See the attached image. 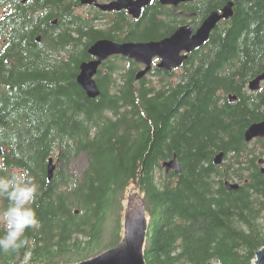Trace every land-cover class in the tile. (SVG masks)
<instances>
[{"label":"trees","instance_id":"1","mask_svg":"<svg viewBox=\"0 0 264 264\" xmlns=\"http://www.w3.org/2000/svg\"><path fill=\"white\" fill-rule=\"evenodd\" d=\"M228 2L232 18L181 69L153 64L137 80L142 66L113 57L98 69V98L76 83L96 41H160ZM81 7L80 0H0V163L8 173L29 171L40 221L26 229L23 247L0 251V264L27 255L31 263L72 256L80 263L117 246L130 190L145 202L146 264H252L264 247V139L246 143L244 134L264 122V87L247 86L264 74V0L178 8L153 0L138 20L125 12L81 15ZM173 156L180 173L165 175L162 163ZM226 182L239 188L229 191ZM8 203L0 198V210Z\"/></svg>","mask_w":264,"mask_h":264},{"label":"water","instance_id":"2","mask_svg":"<svg viewBox=\"0 0 264 264\" xmlns=\"http://www.w3.org/2000/svg\"><path fill=\"white\" fill-rule=\"evenodd\" d=\"M99 0H80V4L91 5ZM109 5L99 6L102 11H128L133 19L140 18L142 9L149 6L152 0H112ZM197 0H159L162 6L178 8L180 5L193 3ZM233 16V4L228 2L220 11L215 10L208 14L197 29L191 25H183L174 33L160 41L154 42H127L116 43L110 40H98L88 48V55L92 60L79 66V74L76 83L83 90L88 99L99 97L100 91L95 81L99 67L110 57H121L142 65L144 68L137 74L136 79L141 80L152 69L155 59L159 61L156 68L171 72L182 67L188 56L198 48H201L210 38L212 31L221 21H226ZM264 82V74L256 77L248 83L249 92H257ZM1 84V81H0ZM234 101L235 97H229ZM246 143L256 139H264V122L252 124L245 132ZM224 154L220 153L214 158V164L220 166L223 163ZM261 166V174L264 176V158L258 161ZM165 174L180 173L177 156L162 163ZM55 166L50 159L47 165L48 180L52 178ZM227 190H237L238 184L225 183ZM148 220L145 211V202L140 193L135 192L128 198L124 213V234L120 243L101 255L78 264H146L144 258V244L147 235ZM252 264H264V247L255 254Z\"/></svg>","mask_w":264,"mask_h":264},{"label":"clouds","instance_id":"3","mask_svg":"<svg viewBox=\"0 0 264 264\" xmlns=\"http://www.w3.org/2000/svg\"><path fill=\"white\" fill-rule=\"evenodd\" d=\"M0 198L8 200V206L0 210V223L4 233L0 235V251L8 252L23 247L27 238L26 229L38 228L40 221L32 207L38 193V186L27 169L8 173L0 163Z\"/></svg>","mask_w":264,"mask_h":264},{"label":"rangeland","instance_id":"4","mask_svg":"<svg viewBox=\"0 0 264 264\" xmlns=\"http://www.w3.org/2000/svg\"><path fill=\"white\" fill-rule=\"evenodd\" d=\"M77 12L79 13V14H81V15H84V14H86L87 13V10H85V8H83V9H80V10H77ZM262 87H264V82L262 83V85H261ZM83 165H84V161H82V160H80V161H78L77 162V164L74 166V168H73V170H75L76 172H78L79 171V169L80 168H82L83 167ZM163 173L165 174V171L163 170ZM166 175V174H165ZM137 192V191H136ZM133 193H135L133 190H130V191H128V198H131L132 197V194ZM128 198H127V201H128ZM127 201H126V203H125V205L127 204ZM116 247V246H115ZM114 248V247H113ZM110 249H112V248H110ZM109 250V249H108ZM107 251V250H106ZM105 251H103V252H98L97 254H93V255H91L90 256V258L89 259H92V258H94V257H96V256H98V255H101L102 253H104ZM29 255H27L25 258H17L14 262H12V263H10V264H41V263H31L30 261H29V257H28ZM72 259H71V261L70 262H65V261H60L59 260V264H78L79 263V261L77 260V257L76 256H72L71 257ZM45 264V263H44Z\"/></svg>","mask_w":264,"mask_h":264},{"label":"flooded vegetation","instance_id":"5","mask_svg":"<svg viewBox=\"0 0 264 264\" xmlns=\"http://www.w3.org/2000/svg\"><path fill=\"white\" fill-rule=\"evenodd\" d=\"M18 1H20V2H22L23 4L24 3H26V2H28L29 0H18ZM153 1V0H152ZM152 1H151V3H152ZM111 3H113V1L112 0H99V1H97L96 3H94V4H91V5H88V6H82L80 9H83V8H85V10H92V11H94V12H99L100 14H107V15H109V16H114V15H116V14H120V13H122V12H125L127 15H129V13H128V11H126V10H122V11H120V12H116V11H111V12H109V11H102V10H100L99 9V6H102V5H109V4H111ZM150 3V4H151ZM149 4V5H150ZM80 9H78V10H80ZM145 9V8H144ZM144 9H142V11L144 10ZM142 11H141V14H142ZM130 16V15H129ZM141 16V15H140ZM131 18H132V16H131ZM188 25H190V24H188ZM201 25V24H200ZM199 25V26H200ZM192 26V25H191ZM198 26V27H199ZM193 27V29L195 30V29H197L198 27H194V26H192ZM157 62V61H156ZM179 69H181V68H179ZM176 70H178V69H176ZM171 173H173V172H170V173H168V174H166V175H170Z\"/></svg>","mask_w":264,"mask_h":264}]
</instances>
